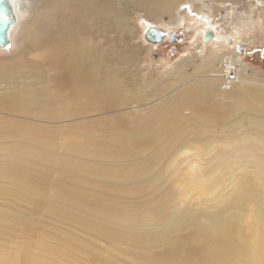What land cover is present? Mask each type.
I'll return each instance as SVG.
<instances>
[{"label":"bare ground","instance_id":"obj_1","mask_svg":"<svg viewBox=\"0 0 264 264\" xmlns=\"http://www.w3.org/2000/svg\"><path fill=\"white\" fill-rule=\"evenodd\" d=\"M13 4L19 24L10 38L14 47L18 36L23 44L17 41L16 56L0 58V234L14 240H0V264H69L66 245L76 239L64 226L80 229L100 249L108 248L103 264H264L259 260L264 257L260 242L251 248L230 235L233 225L223 217L225 206L203 221L190 209H175L159 166L151 169L164 155L152 140L158 130L167 132L165 125L176 109L189 112L176 122L189 124L197 141L200 134L213 132L217 122L227 129L233 118L244 121L258 115L257 128L264 133V87L247 75L242 53L226 42L228 36L236 43L248 41L252 23H247V15L253 14V6L261 7V1ZM220 8H231L234 27L221 25L216 15ZM190 11L195 13L200 51H212L213 46L225 53L205 54L191 75L185 64L178 65L162 85L144 91L137 84H142L138 73H133L140 72L143 46L134 22L144 24L145 31L161 30L160 25L172 30L184 25ZM163 15L170 17L169 25L156 20ZM218 62L224 65L223 73L227 70L228 81L235 82L238 72L237 82L213 78ZM164 92L170 93L161 98ZM134 109L149 110L141 125L129 124ZM253 160L260 183L252 201L264 232V158ZM119 177L120 183L115 181ZM212 180L190 169L180 176L179 195L206 197ZM244 182L239 183V177L233 181L235 200H242L243 194L249 197ZM123 190L131 202H119ZM132 206L136 211L126 212ZM41 212L37 231L45 229L51 237L37 240L26 263L21 248L30 245L22 241L21 231L31 214ZM95 250L89 264L101 252Z\"/></svg>","mask_w":264,"mask_h":264},{"label":"rangeland","instance_id":"obj_2","mask_svg":"<svg viewBox=\"0 0 264 264\" xmlns=\"http://www.w3.org/2000/svg\"><path fill=\"white\" fill-rule=\"evenodd\" d=\"M260 1L262 6H253V14L247 15V23H252L248 35L245 38L248 41L240 44L239 41L236 43L228 36L229 38L226 42L235 50V53L238 55L242 53L244 63L249 66L246 70V73L248 72L247 75H250L257 84L259 83L264 87V0ZM230 9L220 8L216 15L217 18H222L221 25L226 24L228 26L232 24V27H234V22L230 16ZM246 10L249 12L248 9ZM194 14L190 11L189 15L185 17L186 22L184 25L172 30L160 25L164 33L174 32L176 34L173 43L166 39L157 45L149 43L143 38L145 35V25L139 26V23L134 22L135 36L140 40L138 44L143 43V46L141 50L140 72L134 71L133 73H138V79L142 84H139V82L137 84L144 91L150 92L154 87L162 85L167 76L174 72V67L178 65L185 64L187 74L191 75L194 73V68L205 61V54L213 52L217 55L219 52L218 54L222 55L225 53L221 47L214 49L213 46L212 51L211 49L206 52L200 51L201 49L198 48L199 41L195 39L197 26L194 27ZM156 20L160 22L164 21L167 25L170 23V17L168 15H163ZM17 41H19V36L15 42L16 47H14V43L11 41V48L8 51L0 52V58L16 56L19 52ZM22 44L23 40H20L19 46ZM22 52L25 53L26 51L23 50ZM215 68L219 71L213 74L215 76L213 77L214 79L218 77V80H223L226 83L237 82V71H235V82H230L224 77L227 71L223 73L224 65L218 62L215 64ZM169 93L164 92L161 98L167 97ZM260 110L262 111L261 117L264 119V106ZM133 111H135L133 112L134 115L129 120V124L132 126L141 125L144 119L149 116L148 109L141 113H137L136 109ZM187 116H189L187 110L180 112L176 109V112L171 118L172 120L165 125L167 132H161L159 134L158 130V137L152 140L157 141L155 146H161L163 148L164 155L158 164H152L151 169L159 166L160 174L164 178L163 182L169 189L168 198L170 204L175 209L192 210L201 217L202 221L204 220V216H215L225 206L226 209L223 217H227L233 225L230 235L239 243L251 248H253V243L256 241L260 242V246L264 248V232L260 230L261 227L256 217V211L252 201V197H255V193L257 192L258 183H260V180L253 173V157L264 158V133L258 131L257 128L259 119L257 117L259 115L253 119H248L249 121L233 118L231 120L233 126L227 129L220 128L221 124L217 122L213 132L199 135L200 141L195 139L193 129L189 124L180 126V123L178 121L176 122L178 117L188 118ZM190 169H197L199 175L207 179H213L209 183V193L206 197H198L192 194L188 198H185L179 195L180 176L186 174ZM121 174L124 175V173ZM237 177H239V183H245L244 180H246L248 184L246 187L247 191L249 190V197L243 194L241 196L242 200H235V195L232 192L234 187L233 181ZM115 181L120 183L122 178L119 177ZM124 192L125 190L120 191L121 201L119 202H131V197ZM45 211L47 210L44 209ZM110 211L118 212L117 209H110ZM134 211H136V208L132 206L126 212ZM44 212L37 215L31 214L21 231L25 239L22 241L26 245H30L29 248H21L24 251L21 255L24 257L26 263L30 261L32 255L30 251H33L34 244L40 243L37 240H46L51 237V234L45 229L37 231L38 222ZM56 227H59V224ZM64 228L69 235L74 236L76 239V242H71L66 245L68 254H66L65 260L69 264H89L87 259L97 252L95 249L101 252L98 258L93 260L92 264H103L104 258L110 251L108 248L100 249L92 241V238L86 232H81L82 230L80 229L72 227L66 228L65 226ZM0 240L11 242L14 238L11 235L0 234ZM86 244L90 245L85 246ZM27 252L29 254H26ZM56 259L63 260V257H56L54 260ZM261 259L264 261V257L259 258V260Z\"/></svg>","mask_w":264,"mask_h":264},{"label":"water","instance_id":"obj_3","mask_svg":"<svg viewBox=\"0 0 264 264\" xmlns=\"http://www.w3.org/2000/svg\"><path fill=\"white\" fill-rule=\"evenodd\" d=\"M14 0H0V52L8 51L11 48V31L18 23V18L14 9ZM146 41L153 44H160L164 42V32L150 28L144 35ZM212 33L205 37V41H209ZM169 42L173 43L176 34L170 32L167 34Z\"/></svg>","mask_w":264,"mask_h":264},{"label":"built area","instance_id":"obj_4","mask_svg":"<svg viewBox=\"0 0 264 264\" xmlns=\"http://www.w3.org/2000/svg\"><path fill=\"white\" fill-rule=\"evenodd\" d=\"M226 78V77H225Z\"/></svg>","mask_w":264,"mask_h":264}]
</instances>
